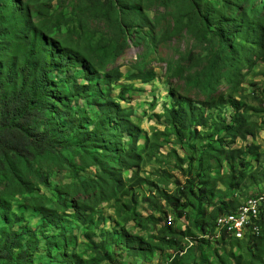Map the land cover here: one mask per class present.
I'll return each mask as SVG.
<instances>
[{"label": "rangeland", "instance_id": "rangeland-1", "mask_svg": "<svg viewBox=\"0 0 264 264\" xmlns=\"http://www.w3.org/2000/svg\"><path fill=\"white\" fill-rule=\"evenodd\" d=\"M15 1L6 23L31 22L51 39L54 59L68 55L51 81L68 106L53 102L55 125L70 140L72 127L87 120L85 130L99 134L78 156L64 151L63 161L35 166L28 191L0 179V244L8 229L36 231L38 251L26 264H264V246L216 239L223 234L212 226L214 210L239 202L222 215L234 214L264 191V10L261 21L253 14L245 20L246 27L261 24L263 44L236 35L233 57L218 25L236 13L237 0H123L131 5L110 20L100 13L103 0ZM149 74L155 80L145 83ZM107 102L120 107L136 137L114 116L103 121L98 105ZM236 103L255 136L232 143L223 139L224 126ZM172 111L189 119L181 136ZM102 129L116 154L103 148ZM207 144L245 152L210 161V188L219 195L206 192L199 205L197 161ZM111 172L120 186L109 181Z\"/></svg>", "mask_w": 264, "mask_h": 264}, {"label": "trees", "instance_id": "trees-1", "mask_svg": "<svg viewBox=\"0 0 264 264\" xmlns=\"http://www.w3.org/2000/svg\"><path fill=\"white\" fill-rule=\"evenodd\" d=\"M130 5L123 3V0H103L100 13L110 20L112 14L117 16L125 14V7ZM17 6L15 0L11 2L0 0V179L8 178L28 191L30 184L28 178L37 176L35 166L53 158L63 161L64 151L78 156L79 153L76 149L82 150L86 141L91 140L99 133L93 135L85 130L84 124H91L87 120L79 126L72 127L71 132L74 133V137L70 140L63 135V129L55 125L53 114L58 109L57 104L65 109L68 106L59 101V93L55 92L51 81L54 73L67 67L69 62L66 56L68 55L64 53L61 59H54L51 39H48L43 33L33 31L31 22L29 28L28 25L24 28L9 26L4 20V16L10 7L16 8ZM260 9L264 10V0H237L236 13L232 16H225L218 25L222 35L220 42L223 50H229L233 57H237L240 46L237 39L234 40L236 35L242 37L246 35L248 39L263 44L261 24L258 27L245 26V20L251 14H253L252 17L262 20L258 14ZM209 43L210 47H212V43L214 45V42ZM21 45H23V50L16 53L15 48ZM153 80H155V76L149 74L145 83L153 82ZM84 90L87 88L84 87ZM54 101L57 102L56 106H53ZM98 107L104 122H110L114 116L123 124L131 138L136 137L134 128L130 127L131 124L126 123L128 119L126 117L125 120L122 117L124 113L118 105L107 102L104 105H98ZM241 109V105L236 103V112L232 122L224 126L223 139H228L232 143L240 139H247L249 136L253 138L255 136L252 124L247 121L245 113L240 112ZM172 115H177L172 119L179 122L175 129L176 135L181 136L180 131L187 128L189 119L178 111L169 112L170 119ZM52 132L55 134H51ZM100 134H102L101 139L106 152L110 155L116 154L117 145L112 144V139H109L107 132L102 129ZM194 134L201 136L196 130ZM75 137L79 138L77 142H75ZM58 138L67 140L61 142ZM250 149H257V147L252 145ZM244 152V148L225 150L211 144L206 145L197 161V177L201 187L199 192L202 193V199L198 200L199 205L204 202V193L208 192L213 196L219 195V193L211 191L210 188L211 178L207 170L210 161L220 162L222 157L240 158ZM137 166L140 165L137 164ZM114 176V172H111L108 176L109 181L114 182L113 186L118 187L120 182L116 183ZM241 181L242 179L236 183L237 186L241 184ZM225 185H229V183L226 182ZM230 185L234 186V183L232 182ZM262 193L264 191L258 194ZM238 203L220 213L219 209L213 211L212 226L215 234L217 219L224 213L234 211ZM5 233V238L0 244V264H26L27 257L38 251L34 242L35 239H38L36 231L18 233L13 229H8ZM221 234L224 235V233ZM228 236L231 238L222 237L221 239L231 243H243L250 247L264 246V234L259 236V240L252 239V236L256 235L250 233ZM16 251H19L18 258L15 257Z\"/></svg>", "mask_w": 264, "mask_h": 264}, {"label": "built area", "instance_id": "built-area-1", "mask_svg": "<svg viewBox=\"0 0 264 264\" xmlns=\"http://www.w3.org/2000/svg\"><path fill=\"white\" fill-rule=\"evenodd\" d=\"M257 215H264V201L252 202L251 214L249 216H244L242 219H238V221L225 222L221 218V222L218 226H225V234L214 237L216 239H220L222 237L228 239V230H242V228H252L256 229V236H252V239L259 240V231L264 232V222H257Z\"/></svg>", "mask_w": 264, "mask_h": 264}, {"label": "bare ground", "instance_id": "bare-ground-1", "mask_svg": "<svg viewBox=\"0 0 264 264\" xmlns=\"http://www.w3.org/2000/svg\"><path fill=\"white\" fill-rule=\"evenodd\" d=\"M256 201H264V193L262 194H257L256 196L248 199L245 203H243L238 210L235 212V214L232 215H222L219 217L216 221V227L217 230L220 233L225 234V226H218L221 222V218L225 222H233V221H238V219L244 218V216H249L252 212V202ZM257 222H264V215H257ZM246 233H250L253 235H256V229L252 228H242V230H228V235H244ZM264 232L259 231V236H262Z\"/></svg>", "mask_w": 264, "mask_h": 264}]
</instances>
